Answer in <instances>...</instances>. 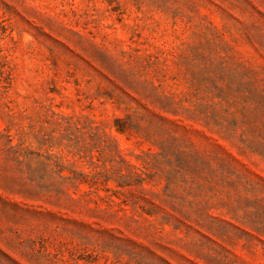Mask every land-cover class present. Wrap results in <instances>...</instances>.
<instances>
[{
	"label": "rangeland",
	"instance_id": "374dc122",
	"mask_svg": "<svg viewBox=\"0 0 264 264\" xmlns=\"http://www.w3.org/2000/svg\"><path fill=\"white\" fill-rule=\"evenodd\" d=\"M219 55L264 78V0H0V264H264V144L222 131L190 95L209 76L243 108L249 78ZM136 109L211 158L190 166L192 189L161 155L146 167L161 152L152 127L116 130ZM116 152L134 166L130 186Z\"/></svg>",
	"mask_w": 264,
	"mask_h": 264
},
{
	"label": "trees",
	"instance_id": "16d2710c",
	"mask_svg": "<svg viewBox=\"0 0 264 264\" xmlns=\"http://www.w3.org/2000/svg\"><path fill=\"white\" fill-rule=\"evenodd\" d=\"M227 46V45H226ZM201 48V47H200ZM199 59L204 67L208 65V54L203 50L199 49ZM219 63L224 67H230L232 70L234 69L236 72L244 73V77L249 78L250 84H246V87L243 88V96H244V106L242 109H235L234 104L237 103V97L233 95L227 88L219 85L216 82H212L207 77H193L191 81V94L192 97H195L197 100H201V103L204 105L205 110L201 111L205 117L212 118L214 122L220 125V129L222 131L229 130V126H232L231 130H241L242 138L246 140L247 136H255L261 138L264 144V116L260 117L256 122L252 121L245 114V109H247V105H250L255 108H264V88L261 87L259 82L264 78L260 77L258 72L250 68L241 62H236L230 60L229 56H221L219 55ZM251 75L253 78L251 79ZM211 97H205V94ZM162 101L170 100L174 104L181 103L182 100H175V98L169 94L162 93L161 96ZM217 98V100H216ZM236 101V102H234ZM234 102V103H233ZM223 116H227L225 119ZM230 118L228 121L227 118ZM161 120L165 121V118ZM227 122V123H225ZM70 125L71 122L69 121ZM146 125V126H145ZM144 127H152L154 131L150 132V136H153L155 139L154 142L161 149V152H154L153 158L147 159L145 161L146 167L155 168L160 165V159L158 155L165 158L169 165H174V168L171 170L179 175V177L184 178L180 179L184 182L185 185L189 184V188L192 189L193 185L196 183V175L191 172L190 166H193L195 169L205 171L206 168L210 167L209 159L207 155L189 147L183 141L179 140L172 132L169 131L165 123L158 122L153 119L149 114L144 111H140L136 109L131 113H127L125 117H119L115 119V128L117 131H141ZM77 128V126H76ZM90 129L92 131H97L96 127L91 126ZM158 135H162V137H157ZM243 139V140H244ZM118 152V151H117ZM116 152V153H117ZM119 157L118 164L119 167L114 169L113 174L116 176L117 183L119 185L130 186L132 185V181L134 180V166L127 161L124 157H122L119 153L115 154ZM114 160V159H113ZM218 161V166L214 168V170H221L220 177L224 182H229L232 180L230 177V163L225 159L218 157L216 159ZM61 166L60 163L57 164ZM63 167H61L62 170ZM124 169H127V172H124ZM99 174L93 176L92 185L96 184L97 178ZM106 179L114 178L111 175H105ZM87 175L84 172L74 171L73 176L69 177L71 179H75L79 181V183L83 182ZM239 177V176H238ZM168 178L169 185L173 182ZM137 180L141 181L143 179L138 178ZM73 185H76V183ZM133 195V194H131ZM100 198L103 196L98 195ZM68 197L73 201H78L77 198L68 194ZM111 201H114L111 199ZM137 199H134V203H137ZM153 205L150 207L149 214L158 213L155 209H157V205L152 203ZM171 220H176L175 228L181 227L185 222L181 219H176V217L172 214L166 213L162 216V222L169 223ZM255 222V221H254ZM186 226V225H185ZM171 264V263H168Z\"/></svg>",
	"mask_w": 264,
	"mask_h": 264
}]
</instances>
